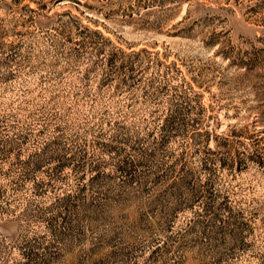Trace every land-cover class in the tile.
<instances>
[{"label": "rangeland", "instance_id": "374dc122", "mask_svg": "<svg viewBox=\"0 0 264 264\" xmlns=\"http://www.w3.org/2000/svg\"><path fill=\"white\" fill-rule=\"evenodd\" d=\"M0 264H264V0H0Z\"/></svg>", "mask_w": 264, "mask_h": 264}]
</instances>
